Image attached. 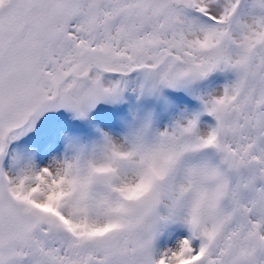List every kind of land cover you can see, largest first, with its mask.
Listing matches in <instances>:
<instances>
[{
  "label": "snow or ice",
  "instance_id": "obj_1",
  "mask_svg": "<svg viewBox=\"0 0 264 264\" xmlns=\"http://www.w3.org/2000/svg\"><path fill=\"white\" fill-rule=\"evenodd\" d=\"M0 264H264V0H0Z\"/></svg>",
  "mask_w": 264,
  "mask_h": 264
}]
</instances>
